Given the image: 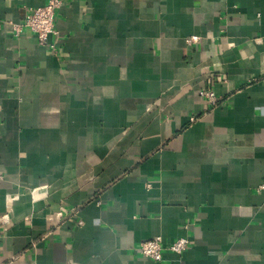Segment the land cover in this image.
<instances>
[{
	"label": "crops",
	"instance_id": "obj_1",
	"mask_svg": "<svg viewBox=\"0 0 264 264\" xmlns=\"http://www.w3.org/2000/svg\"><path fill=\"white\" fill-rule=\"evenodd\" d=\"M48 2L0 0V264H264V0H63L55 53Z\"/></svg>",
	"mask_w": 264,
	"mask_h": 264
},
{
	"label": "built area",
	"instance_id": "obj_2",
	"mask_svg": "<svg viewBox=\"0 0 264 264\" xmlns=\"http://www.w3.org/2000/svg\"><path fill=\"white\" fill-rule=\"evenodd\" d=\"M62 4L63 0H49L45 6L27 8L22 21L19 24L13 25L14 34L19 36L23 30H28L35 35L39 46L55 53L56 46L51 41V38L57 35V20L55 14ZM198 40V37H190L186 39V42L190 44L195 43ZM200 97L210 107L217 106L220 99L210 89L202 90L200 92ZM191 121H193V118ZM256 191L264 194V184L258 186ZM188 247L189 239L187 237H180L166 246L163 245L160 237H155L141 242L137 247V252L142 257L148 258L156 263H160L163 260L164 253L181 256L188 249Z\"/></svg>",
	"mask_w": 264,
	"mask_h": 264
}]
</instances>
